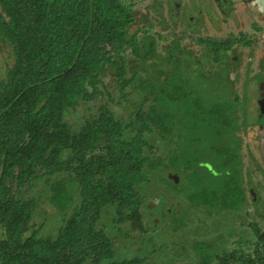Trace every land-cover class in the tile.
<instances>
[{
  "label": "trees",
  "instance_id": "trees-1",
  "mask_svg": "<svg viewBox=\"0 0 264 264\" xmlns=\"http://www.w3.org/2000/svg\"><path fill=\"white\" fill-rule=\"evenodd\" d=\"M130 7L124 0H0V43L11 61L0 84V242L17 231L7 249L0 247V264H153L148 255L116 258L122 238L138 254L142 249L135 240L144 242L149 232L141 210V188L151 181L146 164L167 185L160 207L167 209L170 231L185 224L186 214L170 206L175 198L187 200L189 209L205 206L208 214L242 200L237 177L202 196L200 184L189 182L193 190L186 192L184 185L168 184L165 169L174 166L181 172L174 163L178 157L169 161V153L162 152L150 158L155 153L148 137L165 141L178 116L199 110L179 83V64L167 84L163 70L146 69L159 57L152 42L139 47L127 37ZM127 47L138 61L125 60ZM166 60L174 58L167 55ZM115 62L119 96H127L123 90L131 82L142 96L136 112L140 124L123 127L120 117L99 104L97 114L75 129L73 111L82 101H101L108 91L101 78ZM224 107L217 112L222 120ZM125 187L134 196L133 209L124 205ZM105 217L111 218L116 235L106 232ZM51 224L55 235L48 234ZM253 233L257 240L247 241L253 248L244 250L246 255L237 254L242 249L217 254L212 243L195 242L198 263L264 264V230Z\"/></svg>",
  "mask_w": 264,
  "mask_h": 264
},
{
  "label": "rangeland",
  "instance_id": "rangeland-1",
  "mask_svg": "<svg viewBox=\"0 0 264 264\" xmlns=\"http://www.w3.org/2000/svg\"><path fill=\"white\" fill-rule=\"evenodd\" d=\"M130 3L133 4L135 7L133 9L134 13V23L132 25V29L138 27L139 29L147 28L151 30L150 34L154 35L155 33H158L160 35L164 36V39H166L162 43L156 42V38L153 36L154 44L156 45V48H158L159 53V59L156 60L153 63L147 64V68L151 73H155L156 69H162L164 71V81L167 82L168 79H170V76L172 72L174 71V65L169 64V62L166 60L167 55H178L182 54L184 55V60L181 64L180 69V76L178 79L183 81L181 76H183L187 80L194 81L191 83V85H194L195 93L200 88V91L204 92L203 94L209 93V90L206 89L203 85V83L198 80V78L194 79L193 76V70H195V74L198 75L200 78L204 79V77H210L209 74L212 73L211 76H213V73L216 72L217 67L214 69L210 64L203 63V56L205 54H209L210 52L206 51L204 52L203 49L198 48V44L195 42V39L199 37L198 32L196 31L198 20L194 22H189L188 18L191 15L198 16L197 13L192 11H187L183 7L180 8V11L178 14H176V10L174 8V5L170 4H163L162 0H128ZM257 5H264V0H256ZM244 4H247L246 1H244ZM249 5H256L254 3H248ZM233 18H228L227 22L231 23ZM202 21V20H201ZM185 25V27L191 28L193 31L191 33L192 36L187 35L184 38V41L176 40L175 38H172V35H177L181 32L177 31L179 30L180 24ZM189 25V26H188ZM228 28H230L229 25H227ZM195 28V29H193ZM226 28V27H225ZM171 29V30H170ZM224 32V31H223ZM133 33V30L131 31ZM180 35L179 37H181ZM182 38V37H181ZM186 38H190L191 40H187ZM140 40L141 37L139 38ZM186 41V42H185ZM264 41V38L262 39ZM186 43L187 46L185 45ZM176 45V50H171L172 46ZM0 43V84L2 81H5L6 79V72L7 69L11 66V61L8 57L7 51L1 47ZM189 47V48H188ZM201 49V51H200ZM259 50V49H258ZM125 60L127 62L132 61H138L137 58H135L133 51H131L130 47H127L125 49V52L123 53ZM248 58V52L247 55L245 54L243 56V61L247 60ZM199 62V66H197V62ZM233 60V59H232ZM227 61H231V59L228 56ZM118 64L115 62L114 65L107 66V72L106 75L102 76L101 81L105 84V86L108 89V93H110L111 97L114 99H110L105 92L104 96H102L101 101L97 103V99L87 101V102H80V104L77 107L76 111H73V115L71 116V122L74 125V128L77 125L81 124V120H85L86 118L90 117L92 114H97V107L99 104H102L108 111L111 112V114L115 117H120L121 124L123 127H128L129 123H132L135 127H138L140 124L139 121L136 119V112L138 111V106L140 105L141 101V94L138 89L134 88L135 82H131L128 84V86L123 90V93L127 94L125 97H121L118 94V85L119 81L116 77V71L118 69ZM189 75V76H188ZM127 78H130L131 75L126 76ZM206 80V79H205ZM212 82V80H211ZM180 83V82H179ZM211 84V91L216 90L213 88V85L215 82H212ZM181 84V83H180ZM182 87V86H181ZM1 88V86H0ZM235 89V88H234ZM236 91L239 93V97H244L243 92L240 90H231L230 91V97L233 98V93ZM257 91L254 89L248 90L244 93L246 95L252 96L253 101L251 103H248V107L239 105V109L235 111V118L238 123L243 122V112L251 113V119L255 120V114L257 113L255 111L256 103V93ZM222 93V91L220 92ZM198 94V93H196ZM220 96V95H219ZM97 103V104H96ZM241 103V102H239ZM96 104V105H95ZM223 105V104H222ZM221 103L219 102L217 104V110L220 114L221 110ZM94 108H91L93 107ZM147 107V106H145ZM230 106L227 105L224 110L229 108ZM228 114V113H227ZM227 117H230L231 120H233V117L229 113ZM177 121L180 120V116L177 117ZM264 124L261 120L260 123ZM180 125L183 127L182 129L186 131L188 129L189 135L194 136L197 138V140L193 143L192 146H190V151L197 153L198 151H205L204 160H207L211 163V167L215 171L219 170V163L218 159L222 157L215 153V140L212 141V138L214 137V134L212 133L211 129H208V127H199L196 129L195 125H191L192 132L189 131L188 124L183 126V122L181 121ZM226 125V128H223L220 132L223 136V141L228 139V135L230 136V131L235 129L234 126H230L229 122H225L224 126ZM244 128L245 126L241 124ZM133 129V127H131ZM77 129V128H75ZM239 136L242 137V135L245 133L244 130L241 131ZM251 132L257 131L259 132V129L255 128V125L250 126ZM201 131V132H200ZM126 132L129 133L127 130ZM125 132V133H126ZM162 134V132H159ZM130 134V133H129ZM205 135V141L210 140L209 142H205L203 145H200L199 138L200 135ZM133 135V133H131ZM152 143L155 141V137H148ZM147 138V139H148ZM237 138L234 140L236 141ZM229 142H233V139H229ZM242 143H245V140H242ZM211 144V145H208ZM226 144V143H225ZM248 144L250 145V142L248 141ZM213 146V147H212ZM256 147L253 145L252 150L254 151ZM164 150V147L161 149ZM156 154L149 155L150 158L154 159ZM173 154H169V161L171 160ZM176 156V155H175ZM244 159V167L240 170V173L242 174V184L245 189V203L242 206L241 209L238 211H232L230 214L221 215V214H214L210 216L207 212L209 210L206 209L205 206L201 210H197V208H190L188 207L187 200L184 202V198H175L177 201H171L170 206L174 207L175 209L178 208L181 209L186 214L185 216V224L182 227H179L178 230H169L170 227V219L165 214L166 208H161L160 205L162 203V196L164 193H167V185L165 183H159L160 178L154 171L151 170L149 167L150 165L146 164L144 167V170H146V174H148V177L151 178V181L149 184L142 186V191L144 202L141 206L142 212L148 217L147 218V225L149 227V232L146 233L143 236L144 242H141L139 239L135 240V242L139 243L137 249H142V252L137 254V250H129V240L122 238L121 244L116 248V258L122 259V258H131L134 257V255L142 256V255H148L149 261L153 264H199L197 260V253L193 249L194 243H216V253H223L227 252L228 254L232 251H237L239 249H242L241 251H238L237 254H241V252H244V255H246L245 251L252 250V246L246 245L244 246V243L247 244V241L251 240V237H253V242H256L257 238L254 235V231L259 228L260 230H264V174L261 171H257L255 169V163L253 164L251 160L246 159V157H243ZM150 162V161H149ZM223 168L227 169L226 166L220 167L221 170ZM212 169L208 167V170L212 172ZM169 171L168 169H165V172ZM158 176V177H156ZM189 181L194 182V186L199 187L198 185L202 184L205 181L210 180V174L207 172L205 173V177L202 179L199 170H191L188 173ZM198 178L201 179V181H198ZM198 184V185H197ZM182 186V184L180 185ZM170 188V186H169ZM171 189V188H170ZM193 189L190 187V191ZM197 190V188H196ZM249 192H253V196L250 195ZM161 194V195H160ZM169 194V193H168ZM175 194H173L174 196ZM171 196V194H170ZM122 197L124 198V205L125 207H129V209H133L135 205V199L134 196L130 194V190L125 187L122 190ZM158 209L155 213L150 214L151 208L156 209L157 206ZM193 205V204H192ZM191 205V206H192ZM196 205H198V202H196ZM190 206V205H189ZM149 213V214H148ZM181 211L178 212V215L182 214ZM223 214V213H222ZM178 218H183L181 215ZM104 220L107 222L108 226L106 228V232L110 235H116L117 230L114 227V224L108 217H105ZM103 222V220H102ZM101 228V226H99ZM127 228L126 226H123L122 229ZM10 229V228H7ZM48 234L55 235L56 234V225H50L47 227ZM46 229V230H47ZM17 232V231H16ZM16 232H9V240L8 241H2L0 242V247L2 249H7L8 244L10 241L15 240L17 237ZM240 242V245L239 243ZM258 243V242H257ZM258 246H261V243H258ZM129 250V251H126ZM245 250V251H244ZM264 257V254H262ZM217 264V262H215ZM230 264H239L237 261H233Z\"/></svg>",
  "mask_w": 264,
  "mask_h": 264
},
{
  "label": "flooded vegetation",
  "instance_id": "flooded-vegetation-1",
  "mask_svg": "<svg viewBox=\"0 0 264 264\" xmlns=\"http://www.w3.org/2000/svg\"><path fill=\"white\" fill-rule=\"evenodd\" d=\"M124 1L127 5L131 6L130 14L132 22L127 26L129 32L127 35L128 38H134L139 47L142 42L150 41L155 48V41L151 40L153 39V36L158 43H162L166 40L163 35L158 33L151 35V30H149L148 27L144 29H139L138 27L132 29L135 20L133 13L135 7L128 0ZM244 1H246L247 4H244ZM162 3L166 5H174L176 14L179 13L181 7L187 11L197 13L198 16L191 15L188 18L189 22L198 20L196 31L198 32L199 37L195 39V42L198 44V48L203 49L204 52H210L203 56V63L210 64L214 69L217 67L213 76H211V73L208 75L210 77H204V79L196 75L195 70H193L194 79L198 78V80L203 83L204 87L209 90V93L207 94H203L204 92L200 91V88L196 92L198 94H196L194 85H191L194 81L187 80L181 76L183 81L180 82V85L189 93V101L192 106L198 107L199 113L198 115L192 113L183 114L180 117V120L183 122V126L188 124L187 126L190 132L193 131L191 130L192 124L195 125L196 129L200 125V127L206 126L208 129L212 130V133L214 134L212 141L215 140V145H213L216 148L215 153L222 157V160L221 158H217L220 171L213 170L211 163L204 160L205 151H198L197 153L190 151V146L193 145L197 138L189 135L188 129L186 131L182 129L183 127L180 125L181 121H178L175 127L167 130L165 133V141L155 136V141L152 143L154 146L153 152L156 156L162 152H166L167 154L172 153V157H178V160L174 163L180 165L177 170L180 169L181 172H175L174 169L176 168L172 166L168 167L169 171L165 172L164 175L169 179L168 184L174 183L175 185H184L185 192L189 191L190 188L188 173L191 170L198 169L202 179L205 177L206 172L210 174V180H204L200 185L202 196L205 195V193H208L207 191H209L211 187H215V190H218V188L220 189V187L223 186L224 182L227 183L233 177H237L243 191L242 200L237 206H231L229 209L220 210L218 212L216 211L217 213H209L210 216L214 214H230L232 211H238L241 209L246 201L245 189L242 184V174L240 173V170L245 166L243 157L245 156L246 159L249 158L253 164L255 163V169L264 174V124L263 122L260 123L261 120L263 121L264 119V41H262L264 38V5H257L256 0H162ZM248 3H254L256 5H249ZM228 18H233L231 23L227 22ZM227 25H229L230 28H228ZM179 28L180 29L177 31L181 33L172 35V38L184 41V38L187 35H193L191 33L193 30L189 27H185L182 23ZM132 30L133 33H131ZM180 35H182V38L179 37ZM140 37L142 40L139 39ZM186 39L191 40L190 38ZM187 44L188 43L185 45L187 46ZM176 49V45H173L171 48V50ZM156 51V54L159 56L158 48H156ZM247 52L248 58L243 61L242 58L245 54L247 55ZM228 56L231 61H227ZM170 57L174 58V61L169 62V64L174 65V71L170 76L171 79L172 75L175 73V67L177 64H179L181 69L184 55H170ZM196 62L198 64L197 66H199V62L197 60ZM146 69L149 70L147 66ZM158 70L162 69H156L155 73H157ZM170 79H168L166 84L169 83ZM211 80L212 82H215L213 88L216 90L211 91V84H213ZM162 81H164L163 78ZM237 89L244 92L251 89L257 91L255 93V111L257 113L255 114L254 121L251 119L252 112H243V122H237L234 114L235 111L239 109V105L241 108L243 106V110H245L244 106L248 107V103L253 101L252 96L249 98L244 92L243 98L239 97V93L236 91L233 93V98H229V95L231 94L230 91ZM221 91L222 93H220ZM198 96H201L200 99H197ZM219 102L221 105H225V107H227V105L230 106L226 109V114L230 113L233 120H231L230 117H227L228 114L225 117V120H222L220 115L217 114L218 111L216 110ZM202 104L205 107H210L211 110L207 113L203 112ZM225 122H229L230 126H234L235 129L233 128V130L230 131V136L228 135L227 140L221 142L224 138L220 132L223 128H226V125L224 126ZM241 124L245 127L243 128ZM251 125H255V128L259 129V132H251ZM239 127H241V131H245L242 137L239 136L241 133ZM236 138L237 140L234 141ZM186 139H188V142H186ZM229 139H233V142L230 143ZM184 140L186 144L183 143ZM242 140H245V143H242ZM204 141L205 135L201 134L199 138L200 145H203ZM209 141L210 140H206L205 142ZM248 141L250 142V145L248 144ZM253 145L256 147L254 151L252 150ZM163 147L164 150H161ZM184 154H189L190 157L187 158ZM224 165L227 169L223 168V170H221L220 167ZM208 167L212 169V172L208 170ZM249 193L253 196V192ZM215 196L220 197L218 195ZM210 243L212 242L207 244ZM212 244L215 247L217 246L215 242ZM246 245L249 244L244 243V246Z\"/></svg>",
  "mask_w": 264,
  "mask_h": 264
}]
</instances>
